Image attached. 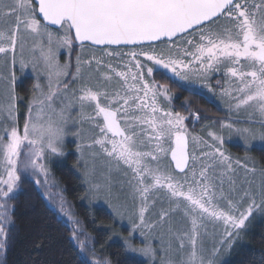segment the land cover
Here are the masks:
<instances>
[{
  "label": "snow or ice",
  "instance_id": "1",
  "mask_svg": "<svg viewBox=\"0 0 264 264\" xmlns=\"http://www.w3.org/2000/svg\"><path fill=\"white\" fill-rule=\"evenodd\" d=\"M0 19L11 20L9 27L0 28V54L11 52L16 63L21 31L29 32L41 38L31 51L34 57L39 52L37 59L43 61L48 78V93L41 90L42 98L32 101L38 112L34 116L30 105L22 127L14 115L12 94L7 103H0V121L6 113L12 122L0 127V251L7 244L6 228L14 226L8 201L23 194L22 175L33 187L48 183L47 157L64 155L68 114L78 107L81 122L98 130L84 147L98 146L110 163L126 166L131 173L128 183L139 200L133 227L149 231L155 227V222L146 221L155 203L150 195L159 198L163 192L169 208L161 209L160 221L181 208L190 220L189 231L168 229L181 252L188 249L179 264H221L222 250L232 249L242 239L255 211L264 212V188L237 193L233 159L222 150L223 137L209 131L210 144L192 136L185 116L160 106L161 96L170 99L169 90L153 76L161 71L196 84L222 72L228 87L221 88V96L229 108H251L264 119V0H0ZM76 43L81 54L71 80L79 86L69 98L70 85L64 78L70 64L61 65L58 57L61 48L70 54ZM86 45L101 55L93 51L83 58ZM20 50L24 67L22 44ZM201 86L212 91L210 84ZM58 94L67 101L59 111L53 105ZM45 107L50 110L46 119L41 116ZM192 115L200 119L199 114ZM221 128L245 139L259 135L264 142V122L258 133L232 123H222ZM190 142L208 150L197 155ZM235 163L240 165L239 160ZM240 166L256 171L247 164ZM68 220L72 221L70 215ZM205 222L223 228L210 251L200 240ZM71 239L83 257L80 264H111L107 259H90L93 253L78 229L73 228ZM129 250L146 257L156 254L151 246Z\"/></svg>",
  "mask_w": 264,
  "mask_h": 264
},
{
  "label": "rangeland",
  "instance_id": "2",
  "mask_svg": "<svg viewBox=\"0 0 264 264\" xmlns=\"http://www.w3.org/2000/svg\"><path fill=\"white\" fill-rule=\"evenodd\" d=\"M259 2V0H256ZM2 26V25H1ZM5 27V26H2ZM27 35V36H26ZM25 39L23 41L24 48L26 49V57L32 63V66H26L25 72L30 74V77L34 80L33 93L32 97L28 102V111L29 106L31 105L33 115L38 112V106L32 104L34 98H42L41 90L44 94L48 93V78L45 75V66L42 60L37 59L39 57V52L37 51L36 56L32 54V48L34 44H37L41 38L31 35L29 32H26ZM43 43L47 45V39L43 38ZM79 54L81 50L79 48ZM95 51L96 55H101L99 49H92L90 46H85V51L83 52V58L87 59ZM123 51H128L124 49ZM65 56L68 58L70 54L65 48L59 50V63H61L60 56ZM68 63V62H66ZM65 63V64H66ZM115 64V61H113ZM69 64V63H68ZM76 64V59H75ZM71 66V65H70ZM70 68V67H69ZM69 70V69H68ZM0 103H7L6 97L9 93L12 94L11 102L15 105V91L13 89V80L8 75V59L5 57L0 60ZM155 71L153 78L158 84H163L164 82L155 76ZM5 73V74H4ZM165 75V74H163ZM174 82L179 84L182 88L188 89L187 91L196 93L198 95H203L208 98L210 101L214 102L218 107L224 110L226 113V120L222 123H232L236 128H251L254 132H259L261 129V123L264 122L259 115V113L249 109H241L239 111L229 108V104L226 98L221 96V88L228 87L226 80L221 73H213L208 81H200L196 84H188L185 82H180L177 78L172 77L170 73H166ZM24 77H21V80ZM19 81V78H16ZM15 79V81H16ZM64 81L69 83L70 87L68 90L69 98H72V89L78 88V84L69 80V75L64 78ZM93 86L95 87V82L93 81ZM210 84L212 86V91H209L207 87H202V84ZM37 85L40 87L37 88ZM63 87V85H61ZM112 87H116L115 84ZM168 88V95L170 99H165L161 96L160 106L163 108H168L172 112H178L181 110L183 113L184 110H188L185 105L173 104L174 100H180L181 98L177 95V92L173 89ZM78 94V93H77ZM63 103H67L65 97L62 94H58L54 100V108L59 111ZM186 104V103H184ZM184 107L186 109H184ZM190 107V105H189ZM14 115L18 118V110L15 105ZM177 109L178 111H176ZM90 112L91 109H86ZM180 111L179 113L182 114ZM50 110L45 107L44 112L41 113L43 118H47ZM193 113H197L194 110L191 111L192 121L198 123L199 120L193 119ZM198 114V113H197ZM28 116V113H27ZM68 123H67V132L68 135L65 137L62 151L63 156H51L47 157V167L49 169L48 183L42 184L39 188L43 198L46 203L68 223L71 225L72 229L76 228L80 231V239L85 240L86 248L92 251L93 255L90 259H98L100 261L104 260V256L98 249H95L93 238L90 237L81 226L80 222L77 219L75 209L73 205L65 198L62 188L57 182L53 174V166L62 162L68 154H72L76 160V169L78 174L81 177L83 186L85 188V193L83 196V201L88 206H98L104 207L108 210L114 220L113 239L120 241L127 253L131 256L138 257L145 260L148 264H168V261H173V264H179L181 257L188 251L185 248L184 252H181L179 249L178 241L175 239L174 235L169 233V226L173 228L175 232L180 231H189L190 230V220L184 216L183 209H177L170 212L169 217L161 222L159 219L161 209H168L169 204L166 199H164V193H159V198L155 194L150 195V200H155V203L148 213H146V221L149 223L155 222V227L149 231L147 228L140 230L133 227L134 223L137 222L136 209L139 206V200L133 196L132 189L129 186V179L131 178V173L126 166L121 165L119 168L114 163H110L108 158L100 151L99 147L96 146L92 149L84 147L89 143L95 136L98 135V130L94 129L88 121L81 122L79 115V108L74 107L71 109L70 114H68ZM200 117V114H199ZM27 118V117H26ZM18 121V119H17ZM11 120L8 118L7 114H3V120L0 121V127L5 125L11 126ZM216 122L206 123L204 127L199 131H194L189 129L187 126L188 132L192 136L202 137L208 143H212V138L208 136V132H216L220 134L224 139V144L222 145V150L226 152L233 159L234 173L233 179L236 181L237 193H242L244 190H250L252 192H259L264 188V166H262L259 161L251 156L249 153L238 154L232 153L229 149V145H238L244 148L245 150H251L252 148H264V142H261L259 135L255 139L248 138L245 139L235 131L228 128H221V124ZM186 125V123H185ZM22 127V126H21ZM79 133V135H77ZM195 149L197 155L201 149L207 151L208 149L204 148L203 145L193 146L190 142V149ZM93 153H96L93 155ZM239 160L240 165L247 164L248 168H255L256 171L249 172L246 171L244 167L237 165L235 162ZM22 177H24L22 175ZM98 186V187H97ZM225 191L228 190V185L225 183ZM257 201L259 202V196H257ZM61 206L63 207V212H61ZM119 213V214H117ZM67 214V215H66ZM72 217V221L68 220V216ZM259 217L264 219V212L255 211L253 216L248 222V226L252 218ZM78 221V223H76ZM248 228V227H247ZM223 231L222 225L213 224L211 222H205V227L200 229V240L203 242V246L207 251H210L216 241L218 240L219 234ZM245 233V232H244ZM242 233V236H244ZM241 242L238 241L236 245L233 246L230 250H222L220 260L221 264H224L230 257L232 250ZM169 244L171 247L169 248ZM146 246H151L155 250L154 257H146L141 252L136 251L132 252L129 248L132 249H143ZM2 263V256L0 251V264Z\"/></svg>",
  "mask_w": 264,
  "mask_h": 264
},
{
  "label": "trees",
  "instance_id": "3",
  "mask_svg": "<svg viewBox=\"0 0 264 264\" xmlns=\"http://www.w3.org/2000/svg\"><path fill=\"white\" fill-rule=\"evenodd\" d=\"M155 76L175 90L181 98L174 100L173 104L179 103L188 108L183 113L179 111L186 117L185 123L189 129L199 132L206 123L213 121L219 124L226 120L224 110L205 96L187 91L166 74L156 72ZM33 86V79L26 78L17 91L22 99L17 108L20 126L27 117ZM192 110L200 114L198 123L192 121ZM228 147L232 153H249L264 166V148L245 150L238 145ZM52 170L65 198L73 205L83 230L93 238L94 247L102 253L104 260L111 261V264H148L143 259L129 255L124 245L113 239L116 228L106 208L84 203L82 199L85 188L72 154L55 164ZM21 180L23 194L8 201L10 219L14 221V226L11 230L6 228L7 244L1 251V264H80L83 257L79 255L78 246L71 239V225L46 203L38 187H33L24 177ZM240 242L224 264H264V219L252 218Z\"/></svg>",
  "mask_w": 264,
  "mask_h": 264
},
{
  "label": "flooded vegetation",
  "instance_id": "4",
  "mask_svg": "<svg viewBox=\"0 0 264 264\" xmlns=\"http://www.w3.org/2000/svg\"><path fill=\"white\" fill-rule=\"evenodd\" d=\"M5 26V27H2V26ZM11 25V20L10 19H0V28H7ZM25 35H26V32L25 31H21V34H20V39H19V43L17 45V49H16V53H15V58H16V63H13L12 60H13V56H12V53L9 52L6 56L4 54H0V60L4 59L5 57H7L8 59V75L14 79L13 80V89L15 91V105H16V108H18V105L19 103L22 102V99L21 97L19 96L18 94V89H19V86L22 84L23 80L26 79V78H31L30 77V74H27L25 72L26 70V66H32L30 60L26 57V49L24 48L25 46L23 45V41L25 39ZM27 36V35H26ZM23 45V60L25 61V65L24 67L21 66V50H20V45ZM76 45V44H75ZM73 47V50L72 52L70 53V56L68 58H64L65 56L61 55L60 56V59H61V63L65 64L66 62H68L71 66L69 68V80H71V75L73 72H75V59L77 57V54H79V46H75ZM60 61V60H59ZM1 73L3 71H0ZM5 74V73H4ZM21 77H24L22 78L21 80ZM16 78H19L20 80L17 81ZM16 79V81H15ZM33 79V78H31ZM34 81V80H33ZM188 90V89H187ZM32 97V96H31Z\"/></svg>",
  "mask_w": 264,
  "mask_h": 264
},
{
  "label": "water",
  "instance_id": "5",
  "mask_svg": "<svg viewBox=\"0 0 264 264\" xmlns=\"http://www.w3.org/2000/svg\"><path fill=\"white\" fill-rule=\"evenodd\" d=\"M55 27H56V26H53V28H55ZM76 45L79 46L78 43H76ZM124 49H127V48H124Z\"/></svg>",
  "mask_w": 264,
  "mask_h": 264
}]
</instances>
